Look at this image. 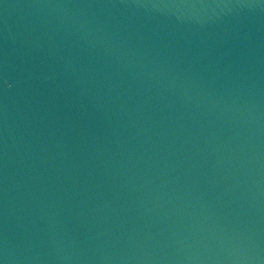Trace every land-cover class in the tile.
Masks as SVG:
<instances>
[{
    "label": "water",
    "instance_id": "95a60500",
    "mask_svg": "<svg viewBox=\"0 0 264 264\" xmlns=\"http://www.w3.org/2000/svg\"><path fill=\"white\" fill-rule=\"evenodd\" d=\"M0 264H264V0H0Z\"/></svg>",
    "mask_w": 264,
    "mask_h": 264
}]
</instances>
